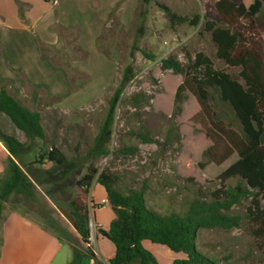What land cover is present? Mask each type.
<instances>
[{
    "label": "rangeland",
    "instance_id": "1",
    "mask_svg": "<svg viewBox=\"0 0 264 264\" xmlns=\"http://www.w3.org/2000/svg\"><path fill=\"white\" fill-rule=\"evenodd\" d=\"M132 1L133 7L126 22L114 16L99 41L104 51L111 52L116 67L111 84L100 98L72 110L59 109L55 100L43 93L35 103L29 99L30 91L26 92V98L21 99L30 110L42 114L47 142L35 140L21 165L31 185L29 191L32 196L20 189L13 192L4 203V214L15 210L22 212L57 232L63 242L55 264H93L86 255L87 247L93 251L96 249L102 256V263L109 264L105 260L111 250L106 240L99 237L101 226L94 211L97 220L106 227L114 215L113 211L110 207L97 209L93 204V189L101 187L96 179L87 196H83L76 186L91 166L99 171L105 169L117 177V188L124 193L147 187V205L164 215H183L197 197L208 198L218 189L236 185L234 179L225 182L219 179L220 174L238 159L236 154L221 165L214 164L205 155L206 150L219 140L206 136L204 127L208 122L197 117L200 108L191 93L186 92L182 112L173 118L175 93L183 76L163 71L160 63L171 55L186 63V53L203 52L213 60L216 69L225 70L234 78H238L239 69L228 68L216 58V47L209 34H200V25L183 24L171 28L165 13L154 2L145 6L142 0ZM158 1L192 18L205 15V4L213 5L217 0ZM215 16L211 10L209 18ZM259 24L264 26V9L259 16ZM73 33L74 36L68 35L64 51L53 54V58L63 64L80 56L74 41L76 32ZM262 34L264 41V28ZM134 44L153 55L155 60L150 61L140 50H133ZM126 66L132 67L135 77L127 85L117 109L112 154L98 160L86 158L108 111V101ZM140 93H145L149 100H132V95ZM0 127L17 139L26 140L4 115H0ZM52 146L60 149L72 162L62 166L51 162L40 164V156ZM130 148L133 152L126 151ZM77 195H82L90 207L93 240L90 245L81 241L68 219L69 203ZM249 206L250 201L246 200L233 207L231 214L242 217L238 228L199 230L197 250L218 264H264V234H256L260 226L245 217ZM108 242L113 246L110 240ZM71 244L77 248L79 259L74 258ZM156 246L168 250L164 246ZM151 252L161 264H172L174 256L175 259L183 257L173 252L165 256L155 249Z\"/></svg>",
    "mask_w": 264,
    "mask_h": 264
},
{
    "label": "trees",
    "instance_id": "2",
    "mask_svg": "<svg viewBox=\"0 0 264 264\" xmlns=\"http://www.w3.org/2000/svg\"><path fill=\"white\" fill-rule=\"evenodd\" d=\"M142 2L145 6L154 2L165 13L171 28L183 24L193 27L200 25V34H209L216 47V58L228 68L239 69L238 78H234L225 70L216 69L213 60L203 52L194 55L186 53V63L175 55L163 58L160 63L163 71L183 76L175 93L173 118L182 112V105L187 99L186 92L191 93L200 108L197 117L208 122L204 127L206 136L219 140V143L206 150L205 155L214 164L221 165L236 154L238 159L219 176L222 182L236 180V185L218 189L208 198L197 197L183 215H164L148 206L145 198L147 187L122 192L117 188V177L105 169L99 171L91 166L89 172L76 182V186L83 196H87L96 179V183L106 190L115 218L108 230L100 227L99 233L115 247L109 264H161L145 248V241L164 246L183 256L172 264H218L197 250L196 238L202 229L231 230L240 227L242 217L231 214L234 206L250 201L245 217L260 226L256 234H264V26L259 24L264 0H253L250 6H246L243 0H217L213 5L207 2L205 15L192 18L175 12L158 0ZM211 10L216 14L213 19L209 18ZM114 15L113 12L111 18ZM133 50H140L150 61L155 60L138 44L133 45ZM41 51H45L42 45ZM101 51L111 56V52L102 48ZM134 77L132 67L126 66L108 101V111L86 158L98 160L112 154L117 109L127 85ZM86 82L73 80V89L84 87ZM131 98L134 101L149 100L145 93L132 95ZM0 115L6 116L26 139L20 141L0 128V141L10 154L0 179L1 227L6 199L19 189L32 196L29 191L31 185L21 165L24 156L31 152L35 140L47 142V133L42 114L23 106L3 82H0ZM142 138L148 141L146 137ZM40 159V164L51 162L59 166L72 162L56 146L44 152ZM83 196L77 195L70 201L68 219L81 241L88 245L91 216L90 207ZM71 247L74 258L79 259L77 248L72 244ZM86 255L93 264H103L90 247H87Z\"/></svg>",
    "mask_w": 264,
    "mask_h": 264
},
{
    "label": "crops",
    "instance_id": "3",
    "mask_svg": "<svg viewBox=\"0 0 264 264\" xmlns=\"http://www.w3.org/2000/svg\"><path fill=\"white\" fill-rule=\"evenodd\" d=\"M243 2L250 6L253 0ZM132 7V0H0V82L5 83L20 102L30 91L29 99L33 103L39 101L40 93H43L55 100L61 110L89 105L105 93L116 70L112 55L107 56L99 45L104 28L114 16L125 23ZM113 12L115 15L111 18ZM74 31L76 51L80 56L63 64L54 59L53 54L64 51L68 35L74 36ZM41 45L45 48L44 53ZM79 79L87 82L84 87L74 90L73 80ZM9 156L0 141V179ZM100 186L93 189V204L97 209H112L111 205H101L108 196L105 188ZM96 198L99 199L97 202ZM94 215L104 230L109 229L115 218L113 215L106 227L97 220L95 211ZM99 237L106 240L111 250L105 260L108 262L115 247L108 239ZM61 239L43 223L22 212L15 210L4 214L0 227V264H55L62 250ZM143 245L151 251L159 250L165 256L171 253L148 241ZM94 251L102 260L101 254Z\"/></svg>",
    "mask_w": 264,
    "mask_h": 264
},
{
    "label": "built area",
    "instance_id": "4",
    "mask_svg": "<svg viewBox=\"0 0 264 264\" xmlns=\"http://www.w3.org/2000/svg\"><path fill=\"white\" fill-rule=\"evenodd\" d=\"M101 205H102V206L110 205V202H109L108 199H104V200L102 201ZM91 241H93V240H92V238L90 237V243H91ZM89 245H90V244H89ZM94 253H96V252L94 251Z\"/></svg>",
    "mask_w": 264,
    "mask_h": 264
}]
</instances>
